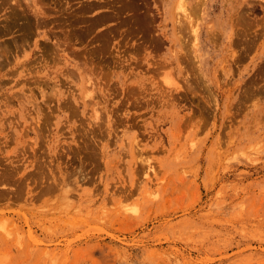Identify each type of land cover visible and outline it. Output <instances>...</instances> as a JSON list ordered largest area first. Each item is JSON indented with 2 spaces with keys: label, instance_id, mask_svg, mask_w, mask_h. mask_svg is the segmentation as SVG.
<instances>
[{
  "label": "rangeland",
  "instance_id": "rangeland-1",
  "mask_svg": "<svg viewBox=\"0 0 264 264\" xmlns=\"http://www.w3.org/2000/svg\"><path fill=\"white\" fill-rule=\"evenodd\" d=\"M0 264H264V0H0Z\"/></svg>",
  "mask_w": 264,
  "mask_h": 264
},
{
  "label": "bare ground",
  "instance_id": "bare-ground-1",
  "mask_svg": "<svg viewBox=\"0 0 264 264\" xmlns=\"http://www.w3.org/2000/svg\"><path fill=\"white\" fill-rule=\"evenodd\" d=\"M175 12H177V11H181V12H183V11H185L184 9V7L182 6V4H180V3H177L175 6ZM179 13V12H178ZM176 15H177V13H176ZM196 35V34H195Z\"/></svg>",
  "mask_w": 264,
  "mask_h": 264
}]
</instances>
